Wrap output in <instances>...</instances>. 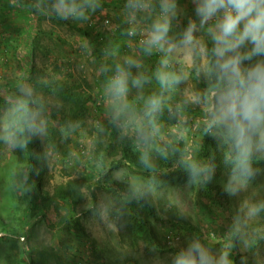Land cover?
<instances>
[{
  "label": "rangeland",
  "instance_id": "374dc122",
  "mask_svg": "<svg viewBox=\"0 0 264 264\" xmlns=\"http://www.w3.org/2000/svg\"><path fill=\"white\" fill-rule=\"evenodd\" d=\"M24 2L18 0L20 7H13L10 0H0V137L8 134L12 121L6 108L22 94L18 82H23V92L43 97L48 129L46 135L31 137L23 150L0 139V264H171L172 255L193 237H200L215 252L222 250L232 218L243 215L245 201L264 199V172L247 191L229 197L222 190L227 173L218 178L216 172L209 184L196 188L186 185L187 178L180 175L187 173L174 164L170 169L174 174L163 179L165 184L155 195L132 198L130 185L148 176L126 162L114 168L123 147L133 149L137 158L139 152L131 139H121L119 130L109 124L97 72L100 64L116 62L117 58L103 56L109 42L120 45L121 57L142 56L138 37L118 35L127 27L124 0H102L103 12L97 11L84 24L34 15L23 8ZM179 3L185 10L184 26L193 15V5L190 0ZM84 33L96 39L94 47ZM156 59L145 57V65L154 67ZM63 79L86 95L82 109L50 88ZM191 83L196 84L194 78ZM199 115L198 109L190 110L192 119ZM76 120L81 126L68 130V122ZM97 120L103 123V132L94 127ZM173 123L165 125L166 136L174 135ZM184 140L198 158L215 154V141L197 131H189ZM29 151L41 189L31 214L25 186ZM259 167L264 170V163ZM119 169L125 171L117 176ZM70 181L86 183L79 206L61 201L58 208L44 202L43 195H53ZM100 205L106 206L102 215ZM3 224L16 229L11 240L4 239ZM245 232L227 249L230 259L234 264H241V257L244 264H264V212L249 221Z\"/></svg>",
  "mask_w": 264,
  "mask_h": 264
},
{
  "label": "clouds",
  "instance_id": "9594fccd",
  "mask_svg": "<svg viewBox=\"0 0 264 264\" xmlns=\"http://www.w3.org/2000/svg\"><path fill=\"white\" fill-rule=\"evenodd\" d=\"M190 2L193 15L181 26L185 10L179 0H124L127 27L121 34L139 38L142 56L121 57L120 45L109 42L103 56L116 62H104L97 70L109 124L121 139L133 141L140 165L149 171L147 179L130 185L132 198L155 195L165 184L156 174L154 154L169 160L179 153L175 164L187 173V186L200 188L213 180L219 166L216 155L198 158L180 144L192 130L215 141L227 172L222 190L229 197L247 191L264 172L259 167L264 162V0ZM10 6L20 4L10 0ZM23 8L81 24L103 12L102 0H25ZM154 55L155 66H146L144 58ZM18 87L22 94L6 108L12 121L0 139L23 150L31 137L47 134L48 118L43 97L23 92V82ZM197 109L200 115L192 119L190 110ZM172 121L174 135L166 136L163 130ZM80 126L79 120L66 125L72 132ZM94 127L104 131L99 120ZM105 207H98L101 215ZM240 212L243 215L232 218L222 250L215 252L193 237L172 255L171 264H234L227 249L246 235L249 221L264 212V199L245 201ZM244 260L241 257V264Z\"/></svg>",
  "mask_w": 264,
  "mask_h": 264
},
{
  "label": "trees",
  "instance_id": "16d2710c",
  "mask_svg": "<svg viewBox=\"0 0 264 264\" xmlns=\"http://www.w3.org/2000/svg\"><path fill=\"white\" fill-rule=\"evenodd\" d=\"M123 28H125V26H123L122 28H120L118 30V35L122 39L130 38V37H127V36L121 34V30ZM84 35L90 41V45H92V47H94L95 46L94 43L96 42V39L95 40L92 39V37L88 33H84ZM30 58H31V56H30ZM50 88L52 90H56L55 92L64 101H66L70 104H73L77 107H80L81 109L83 108V105L85 106L84 102H85L86 95H84V93H82V92L79 93L75 86L69 87L67 85V79L56 81L55 84L53 83L50 85ZM115 135L116 134L114 133V137H115ZM113 144L114 143H111L112 146H115ZM180 144H181V146H187V142L185 140L181 141ZM102 147H103V145L100 146L99 152H101L103 150ZM214 150H215V155L217 158V163L219 165L217 167V170H216L217 177L221 178L227 172H226V169L223 167V165L220 164L221 155H220L219 151L217 150L216 143H214ZM178 157H179V153H177L175 157H172L169 160H164V159L156 156L155 154L153 155V159L157 165L156 174H157L159 179L163 180V179L169 178L170 175L174 174L173 172L170 171V169L175 164V160ZM123 162H126V164L129 167L135 168L138 172H141V174H145V175L149 176V171L144 169L143 166L140 165L139 158H137L133 154V149L123 147L122 159L114 162V168L121 167ZM262 163H264V162H262ZM36 170L37 169H36V163L34 161V155L32 153H30V151H29L28 152V172L25 174V186L27 189V196H28L29 203H30V208L28 209L29 214H31L32 211H34V206H36V204H37V202H36L37 196L41 192L39 184L35 179L36 178ZM180 176L183 178H187L186 175H184V174H181ZM84 182L85 181H70L66 184L60 185L59 187H57L55 189V192L53 195L50 193L45 194L42 196V199L44 200V202L47 201L48 204H54L58 208L60 206L61 201H63V202L71 201L73 203V205L75 207H77L84 201L85 196H86V193L84 192V188L86 187V183H84ZM218 190L221 191V188L219 187ZM2 234L5 236L4 239L11 240L12 238H14L16 236V229L3 224L2 225Z\"/></svg>",
  "mask_w": 264,
  "mask_h": 264
}]
</instances>
